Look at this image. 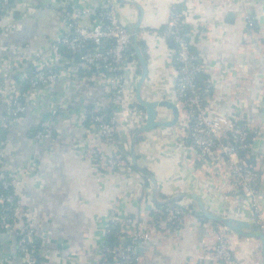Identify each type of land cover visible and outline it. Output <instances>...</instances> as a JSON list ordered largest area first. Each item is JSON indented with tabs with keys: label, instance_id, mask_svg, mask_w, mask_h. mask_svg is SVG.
Returning a JSON list of instances; mask_svg holds the SVG:
<instances>
[{
	"label": "crops",
	"instance_id": "obj_1",
	"mask_svg": "<svg viewBox=\"0 0 264 264\" xmlns=\"http://www.w3.org/2000/svg\"><path fill=\"white\" fill-rule=\"evenodd\" d=\"M104 1L86 0L83 5L97 8ZM112 1L121 22L133 27L139 16L137 8ZM133 1L144 9L139 39L145 44L147 76L140 94L145 100L173 99L168 45L157 29L165 25L173 5L182 0ZM192 3L195 17L201 13L204 17L194 22L196 36L191 45L206 66L201 78L203 84L211 86L209 102L216 110L238 113L254 131L249 149L241 157L260 174L254 203L264 215V0ZM248 15L253 16L252 23ZM12 22L20 27L8 35L6 43L19 45L25 56L32 50L47 49L64 31L61 13L55 9H42L34 15L15 10ZM6 55L0 50V59ZM137 67L140 73L138 61ZM81 73L38 87L25 116L8 127L6 134L3 160L24 176L17 197L32 214L37 264H96L101 257L98 248L110 239L105 233L109 209L117 205L121 215H146L159 206L153 192L157 200L185 195L170 201L183 207L182 219L155 231L136 264H198L211 252L222 227L239 264H263L259 237L238 235L199 215L197 201L186 196L197 194L205 209L215 215L249 222L245 231L258 229L248 199L238 195L224 178L225 166L215 155L197 158L180 142L179 118L173 126L141 133L135 144L137 163L151 173L155 185L136 168L123 173L95 163L81 147L92 131L87 112L104 109L107 96L103 86ZM53 109H58L55 114ZM44 116H50L53 135L37 141L33 132ZM170 118L169 110L159 109V120ZM95 140L106 153L113 154L125 136L121 134L114 144H104L99 137ZM7 256L12 264L21 263L13 237L0 229V261Z\"/></svg>",
	"mask_w": 264,
	"mask_h": 264
},
{
	"label": "built area",
	"instance_id": "obj_2",
	"mask_svg": "<svg viewBox=\"0 0 264 264\" xmlns=\"http://www.w3.org/2000/svg\"><path fill=\"white\" fill-rule=\"evenodd\" d=\"M85 1L0 0V50L8 53L6 58L0 59V129L21 121L34 102L38 87L62 78L72 79L82 72L85 79L103 86L107 102L104 109L88 110L92 131L81 147L98 166L130 173L133 171L130 139L145 119V111L137 106L133 96L140 73L131 46V32L121 22L112 0H105L97 8L83 5ZM182 2L181 10L177 11L175 5L169 10L165 29L161 33L157 30L164 39L171 35L174 43L168 46V66L174 78L171 100L179 109L180 142L195 152L197 158L205 160L215 155L217 162L225 166L224 178L238 195L248 199L255 213V224L264 236V215L254 203L260 174L239 154L249 149L254 131L238 113L216 110L209 102L211 86L197 83L198 75L206 71V66L198 60L191 40L196 36L195 20H204V17L201 12V17L200 14L195 17L193 12L197 11L192 0ZM19 9L29 15L42 9L60 11L63 33L50 42L47 49L32 50L25 56L19 45L6 43L8 35L20 27L12 22V14ZM247 18L253 22V16ZM63 48L67 57L63 56ZM75 55L79 56L78 61ZM57 110L53 109L52 114ZM121 134L125 141L113 154L106 153L95 140L99 137L104 144H114ZM52 135L50 116H44L34 130L33 138L41 141ZM6 146V137L0 133V188L11 190L8 193L0 191V229L13 237L20 264H37L39 253L34 244L37 233L32 214L17 197L24 176L21 171H13L3 160ZM119 212L117 205L108 211L105 233L115 238V243L100 245L101 257L96 264H136L139 255L135 249L144 247L158 229L180 223L183 207L180 204L155 207L138 217ZM0 264H12L11 257L7 256ZM198 264H239L223 227L217 233L211 252Z\"/></svg>",
	"mask_w": 264,
	"mask_h": 264
},
{
	"label": "water",
	"instance_id": "obj_3",
	"mask_svg": "<svg viewBox=\"0 0 264 264\" xmlns=\"http://www.w3.org/2000/svg\"><path fill=\"white\" fill-rule=\"evenodd\" d=\"M121 3L124 4H130L137 8L139 12L138 19L136 23L133 25V27L130 28L131 32V46L134 51L135 57L139 63L140 66V75L139 78L135 84V98L138 103V105L142 106L145 111V119L144 122L137 127L134 132L132 133L131 139H130V145H129V156L131 165L135 167L138 171L145 174L149 181L154 183L155 181L151 175V173L144 167L138 165L135 155V144L140 136L141 133L147 132L149 130H152L156 127H169L173 126L177 123L179 118V109L176 105V103L168 98H161V99H155V100H145L140 94L141 86L143 82L145 81V78L147 76V63L145 56L143 55L141 48L139 46V38H137V34L139 31V26L142 22L143 15H144V9L141 7V5L133 0H118ZM17 12H15V16H17ZM165 108L171 112V118L168 120H159V109ZM181 196L185 195H177L172 197L171 199L166 200H157L155 198V192H153V198L154 201L158 205H164L166 203H169L171 200L179 199ZM186 196H191L193 199L197 201L198 207H199V215L206 217L207 219L213 220L217 223H220L221 225L225 226L226 228L234 231L238 235L245 236V237H259L261 241V252L263 257V264H264V236L263 232L258 228L256 231H245L244 229H248L250 227V223L247 221H243L240 219H235L230 216H222V215H215L205 209L203 206V203L200 199V197L195 193L186 194ZM111 239V238H110ZM143 246H138L135 250L138 255L142 253Z\"/></svg>",
	"mask_w": 264,
	"mask_h": 264
},
{
	"label": "trees",
	"instance_id": "obj_4",
	"mask_svg": "<svg viewBox=\"0 0 264 264\" xmlns=\"http://www.w3.org/2000/svg\"><path fill=\"white\" fill-rule=\"evenodd\" d=\"M184 6V3L181 1V2H179V3H177V4H175V9L177 10V11H179V10H181V8ZM165 25H162L161 27H159L157 30H158V32L159 33H161L164 29H165ZM187 27V26H186ZM188 28V27H187ZM165 41H166V43H167V45L168 46H173V39H172V37H171V35H166V38H165ZM138 43H139V46H140V48H141V51L143 52V54L145 55L146 53H145V44H144V42L142 41V40H139L138 41ZM191 47H192V45H191ZM193 49V48H192ZM62 53H63V56H65L66 54H67V52H66V50L63 48L62 49ZM78 55H75V60L76 61H78ZM202 78H201V74H199L198 75V77H197V83L199 84V85H203V82H202ZM27 87H26V85L24 86V89H26ZM137 106L140 108V109H143V107L142 106H140V105H138L137 104ZM110 111L109 110H107V113H109ZM7 130H8V128H1L0 129V133H1V136L3 137V138H5L6 137V134H7ZM252 135L253 134H251V137H252ZM250 137V138H251ZM251 140V139H250ZM248 150V149H247ZM247 150H243V151H240L239 152V154H240V156H244V153L247 151ZM132 169L133 170H136L135 169V167H133L132 166ZM146 178V177H145ZM147 184H148V180H147ZM0 191H3V192H10L11 190L10 189H7V191L6 190H2L1 188H0ZM161 197H162V195H160ZM172 205H175V203L174 202H169V203H166V204H164V205H159L158 207H167V206H172ZM109 236V235H108ZM110 238L111 239H106V241H105V243H111V244H114L115 243V238H112V236L110 235ZM34 244H35V242H34ZM35 247H36V249H37V244H35ZM105 257L107 258V259H110V256H108V255H105Z\"/></svg>",
	"mask_w": 264,
	"mask_h": 264
}]
</instances>
